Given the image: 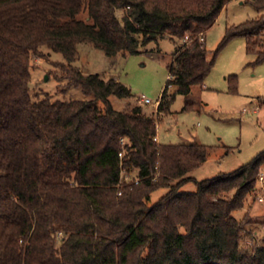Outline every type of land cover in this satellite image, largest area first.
<instances>
[{
	"label": "trees",
	"instance_id": "trees-1",
	"mask_svg": "<svg viewBox=\"0 0 264 264\" xmlns=\"http://www.w3.org/2000/svg\"><path fill=\"white\" fill-rule=\"evenodd\" d=\"M233 1L0 0V264H264L255 219L233 215L257 188L264 152L185 193L209 148L156 141L178 96L183 112L202 106L193 89L232 40L246 39L264 62V17L227 28L207 49V32ZM242 1L264 11V0ZM164 39L176 48L152 115L132 102L115 110L111 98L130 100L131 91L74 67L80 45L115 59ZM45 48L65 60L54 75L62 100L30 89ZM161 188L169 192L150 207Z\"/></svg>",
	"mask_w": 264,
	"mask_h": 264
},
{
	"label": "rangeland",
	"instance_id": "rangeland-1",
	"mask_svg": "<svg viewBox=\"0 0 264 264\" xmlns=\"http://www.w3.org/2000/svg\"><path fill=\"white\" fill-rule=\"evenodd\" d=\"M261 17H264V11L258 12L242 0L233 1L207 32V49L213 52L218 48L227 28ZM260 44L262 47L258 53L264 51V35ZM175 48V42L164 39L158 44L152 42L141 48L139 54L109 59L102 51L84 44L78 48L74 67L84 73L115 79L131 91L130 100L111 98L115 110L124 111L127 103L137 105L136 98H145L153 102V105L143 106L152 115L156 112V102L167 86ZM45 50L46 57L32 62L31 92L33 95L50 94L55 100H62L54 75L56 64L65 63L64 57L47 48ZM257 60L258 54L248 53L246 39L232 40L219 53L204 86L193 89L202 106L183 112L185 98L178 96L171 106V114L158 121L157 137L161 144L197 142L210 150L209 160L188 175L190 180L183 186L182 192L194 193L199 182L231 174L264 152V104L260 102L264 96V62L257 63ZM232 76L237 78L236 93L232 92ZM260 175L264 177V165ZM168 192L169 188L155 191L149 206H154ZM260 197L264 199V185L258 182L244 208L233 215L238 221H242L246 215L254 218L256 224L249 229L255 241L263 245L264 202L258 201Z\"/></svg>",
	"mask_w": 264,
	"mask_h": 264
},
{
	"label": "built area",
	"instance_id": "built-area-1",
	"mask_svg": "<svg viewBox=\"0 0 264 264\" xmlns=\"http://www.w3.org/2000/svg\"><path fill=\"white\" fill-rule=\"evenodd\" d=\"M136 102H137V105H139L141 107H143V106L147 107V106L153 105L152 101H150L149 99H145V98H142V99L141 98H136ZM159 104H160V102L157 101L156 104H155L156 110L158 109ZM156 141H157V138H156ZM258 182H260L262 185H264V177L260 175L259 178H258ZM258 201L260 203H263L264 202L263 197L258 198Z\"/></svg>",
	"mask_w": 264,
	"mask_h": 264
},
{
	"label": "crops",
	"instance_id": "crops-1",
	"mask_svg": "<svg viewBox=\"0 0 264 264\" xmlns=\"http://www.w3.org/2000/svg\"><path fill=\"white\" fill-rule=\"evenodd\" d=\"M214 26H215V25H214ZM157 142H158V143H160V142H159V138H158V137H157Z\"/></svg>",
	"mask_w": 264,
	"mask_h": 264
}]
</instances>
